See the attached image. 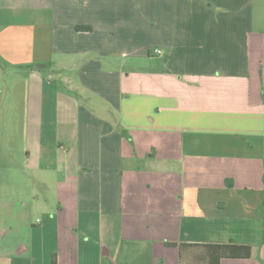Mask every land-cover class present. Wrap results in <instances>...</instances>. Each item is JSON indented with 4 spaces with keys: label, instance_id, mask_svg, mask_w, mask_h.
I'll use <instances>...</instances> for the list:
<instances>
[{
    "label": "crops",
    "instance_id": "1",
    "mask_svg": "<svg viewBox=\"0 0 264 264\" xmlns=\"http://www.w3.org/2000/svg\"><path fill=\"white\" fill-rule=\"evenodd\" d=\"M263 91L264 0H0V264H264Z\"/></svg>",
    "mask_w": 264,
    "mask_h": 264
},
{
    "label": "trees",
    "instance_id": "2",
    "mask_svg": "<svg viewBox=\"0 0 264 264\" xmlns=\"http://www.w3.org/2000/svg\"><path fill=\"white\" fill-rule=\"evenodd\" d=\"M77 31L89 32L91 27L89 26H76ZM264 95V91H263ZM232 185V181L227 183ZM207 252V264H221L223 259H238V258H250L252 256V248L245 245H239L234 242L227 244H208L204 245ZM53 264H57L56 258L53 259Z\"/></svg>",
    "mask_w": 264,
    "mask_h": 264
},
{
    "label": "built area",
    "instance_id": "3",
    "mask_svg": "<svg viewBox=\"0 0 264 264\" xmlns=\"http://www.w3.org/2000/svg\"><path fill=\"white\" fill-rule=\"evenodd\" d=\"M156 52H157V54H161V53H162V51H161V50H157Z\"/></svg>",
    "mask_w": 264,
    "mask_h": 264
}]
</instances>
